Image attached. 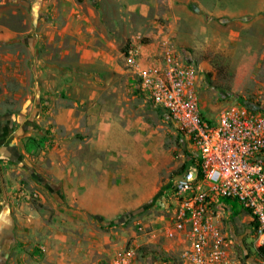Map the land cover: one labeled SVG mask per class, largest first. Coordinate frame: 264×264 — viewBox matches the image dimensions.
I'll list each match as a JSON object with an SVG mask.
<instances>
[{
  "label": "rangeland",
  "instance_id": "1",
  "mask_svg": "<svg viewBox=\"0 0 264 264\" xmlns=\"http://www.w3.org/2000/svg\"><path fill=\"white\" fill-rule=\"evenodd\" d=\"M129 2L148 14L104 7L119 17L102 38L83 25L95 0H0V264H181L169 205L195 151L138 90L128 51L146 58L171 44L198 72L207 120L232 105L264 113V0L242 12L243 1L191 0L179 19L164 18L167 0ZM100 39L106 60L82 65L78 44ZM46 141L45 166L68 144L66 167L90 159L93 179L77 188L47 176L34 161ZM215 205L239 263L264 264L242 206Z\"/></svg>",
  "mask_w": 264,
  "mask_h": 264
},
{
  "label": "built area",
  "instance_id": "2",
  "mask_svg": "<svg viewBox=\"0 0 264 264\" xmlns=\"http://www.w3.org/2000/svg\"><path fill=\"white\" fill-rule=\"evenodd\" d=\"M161 48L146 58L135 48L126 62L138 90L168 115L195 151V165L174 178L167 234L179 239L181 264H240L230 235L214 215L215 203L238 202L256 224L253 241L264 244V113L232 105L207 120L200 112L196 68L171 44Z\"/></svg>",
  "mask_w": 264,
  "mask_h": 264
},
{
  "label": "crops",
  "instance_id": "3",
  "mask_svg": "<svg viewBox=\"0 0 264 264\" xmlns=\"http://www.w3.org/2000/svg\"><path fill=\"white\" fill-rule=\"evenodd\" d=\"M152 1V0H151ZM191 0H167V3L169 5L170 10L164 15V18L166 19H179V16L175 14V10L177 8V4L180 7L181 11H186V9H183L184 4L183 3H189ZM193 1H199V0H193ZM206 1V0H204ZM229 1V0H226ZM238 1H243L241 2V5L237 7L236 11L240 10L241 12L244 10V1L245 0H236ZM95 3L97 7L93 10H89V13L84 14L82 19H83V25L86 26V29L89 34L94 35L93 33L98 32L100 36L103 38L102 33L107 32L106 26H116L115 24L117 23V17H119L115 11L113 10L111 13V16L105 15V10L104 7L107 8V6L113 4L116 7L120 8V6L123 4L122 9L124 10V14H131L132 12H138L142 17H145L148 14L149 6L145 5H140V4H131L129 0H95ZM183 6V7H182ZM235 9V8H234ZM179 10V11H180ZM187 12V11H186ZM231 12V11H230ZM92 15V18H91ZM182 16V14H181ZM120 18L124 19L126 17L120 16ZM127 18H129L127 16ZM115 19V20H114ZM125 21V19H124ZM93 22V23H92ZM100 28L102 29L100 31ZM106 30V31H105ZM100 31V32H99ZM107 42L100 40L93 41L92 44H90V41L86 42L84 41L81 44H78V50L81 51V57H80V62L82 65H87L91 64L89 63L90 57H93V61H96L97 63H103V60H106V47H107ZM92 50V51H90ZM93 62V63H96ZM3 124V123H2ZM48 142L42 143L41 151L42 154L34 159L36 164L46 172L47 176L51 177H60L64 178L67 187L69 186H76L77 188L80 187H85L87 180L90 181L93 179V175L96 174L94 171L95 169L93 168V163L92 160H87L81 156H76L73 158H70L69 160L73 161L74 164L70 166V170L76 171V176L74 177L73 172H70V170L66 167L68 164V160L64 161L63 155H61V149L64 147H68L69 145L60 143L56 144V147L52 148L55 152L54 158L50 161V164L48 166H45V159H43L44 156V150L48 148ZM67 150V149H66ZM49 163V162H48ZM88 166L86 167V165ZM94 169V170H93ZM70 177V178H69ZM88 178V179H87ZM75 183H71L72 185H69L71 180ZM87 179V180H86Z\"/></svg>",
  "mask_w": 264,
  "mask_h": 264
},
{
  "label": "trees",
  "instance_id": "4",
  "mask_svg": "<svg viewBox=\"0 0 264 264\" xmlns=\"http://www.w3.org/2000/svg\"><path fill=\"white\" fill-rule=\"evenodd\" d=\"M192 8V7H191ZM193 165H195V162H194V159H193V157H191L190 158V161L186 164V166L184 167V169H183V171L184 170H186V169H188L190 166H193ZM183 171H181V172H183ZM180 172V173H181ZM179 173V174H180ZM224 199H220V201H223ZM255 226H256V224L254 223V222H251L250 224H249V227H250V232L252 233V235H253V237H254V229L253 228H255ZM256 257H257V259L259 260V261H262V262H264V244L263 245H261V246H259L257 249H256Z\"/></svg>",
  "mask_w": 264,
  "mask_h": 264
}]
</instances>
